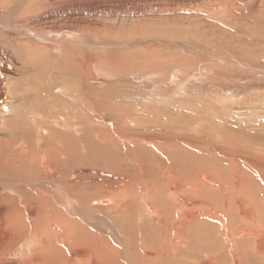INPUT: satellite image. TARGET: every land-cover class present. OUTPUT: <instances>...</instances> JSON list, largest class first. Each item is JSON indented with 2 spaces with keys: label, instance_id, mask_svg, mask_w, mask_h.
<instances>
[{
  "label": "rangeland",
  "instance_id": "obj_1",
  "mask_svg": "<svg viewBox=\"0 0 264 264\" xmlns=\"http://www.w3.org/2000/svg\"><path fill=\"white\" fill-rule=\"evenodd\" d=\"M3 1L7 3V0ZM28 1L13 0V6L1 7L0 44L2 47L16 48V44L24 43L27 56L39 62L40 69H46L37 71L30 65L23 69V76L19 71H13L8 76L13 79L12 86L16 85L17 80L21 82L20 86H27V110L31 119L35 115L33 110L41 107L45 109L43 126L53 125L58 131H70L68 134L74 132L76 138L88 124L97 132L109 133L121 144L138 141L156 153L166 146L178 144L183 152H194L207 158L203 157L202 161L200 157L202 162L200 159L192 160L200 169L204 164L211 166L205 162L213 158H223L226 165L222 170L225 181L227 179V189L234 192L226 173L229 165L235 163L236 168H250L254 172L250 170L252 176L249 179L254 181L251 183L254 187L251 194L259 199L262 197L264 181L259 174L264 173V0H247L237 5L233 3L234 0H217L208 6L191 5H197L200 0ZM254 4L257 5L254 7ZM17 12H24V22L16 21L20 16ZM255 13L261 17L258 18ZM249 14L253 15L252 18ZM5 16L11 17L10 24ZM99 17L104 18L101 20ZM10 29L13 33L8 31V34L7 30ZM21 76L22 80L19 79ZM35 89L40 93H36ZM10 91H13L12 88L9 89V93H12L9 102L18 105L17 96ZM113 95L116 97L112 98ZM127 114L129 118L124 117ZM249 139L255 141L256 145L249 144L245 150L236 153L234 144ZM61 140L59 137L52 139L56 144ZM156 144L160 146L157 148ZM218 152L232 156L241 154L244 158L236 160L234 157H223ZM227 160L230 161L227 163ZM250 162L261 168L256 170L250 166ZM131 163L135 165L133 161ZM135 172H138V167ZM210 183L215 186L216 182ZM134 190V193H130L131 200L137 199L138 194L141 201L138 199L136 203L142 205L144 199L146 201V189L142 187L140 193L139 188L135 187ZM188 190L192 191L193 186L190 185ZM189 197L190 200L197 198ZM94 200L96 207H105L102 201H110V205L106 206L109 208L117 205L116 198L110 195ZM230 204L234 208V201ZM69 206L76 209L73 203ZM88 212L83 214L88 215ZM91 214L97 216L101 212L93 211ZM229 217L233 220V227L219 226L215 240L211 235H195L197 237L193 240L197 238L198 241L187 259L191 264L207 263L205 253L211 251L210 244L218 248L213 253L220 258L218 262L230 264L234 258L235 239H241L234 235L236 224L233 214ZM80 221L83 224L86 222L81 218ZM54 229L57 230V227ZM121 231V228L114 229L128 245ZM32 240H22L6 248V255L1 257L0 264L17 260L9 256L20 244L26 248L23 252L32 251ZM111 240L114 241L113 238ZM198 251L203 254L200 258ZM261 264H264V260Z\"/></svg>",
  "mask_w": 264,
  "mask_h": 264
},
{
  "label": "bare ground",
  "instance_id": "obj_2",
  "mask_svg": "<svg viewBox=\"0 0 264 264\" xmlns=\"http://www.w3.org/2000/svg\"><path fill=\"white\" fill-rule=\"evenodd\" d=\"M12 1L7 0L6 3L0 0V9L2 10V6L3 8L13 6ZM48 1L46 0V2ZM190 1L192 2V0ZM216 1L200 0L197 5L190 3L193 6H208L207 4L213 5ZM237 1L239 2L234 0L233 3L237 5L245 3L247 0ZM95 2L97 3V1ZM104 2L106 3V1ZM256 3L258 4V2ZM256 5L254 4V7ZM92 10L94 11V9ZM1 12L0 15L3 14V11ZM240 12L242 13V11ZM17 13H20V16L16 18V21L24 22V12ZM101 15L103 14L101 13ZM252 16L250 17L252 18ZM256 16L261 17L257 14ZM102 18L101 20H103ZM10 19L11 17L5 16V20L9 24ZM97 20L99 21V19ZM137 26L136 28H138ZM8 31L13 33L11 29L7 30V33ZM121 41L123 40L121 39ZM24 46V43H19L16 44V48H10L2 47L0 44V134L3 135L0 136V259L6 255V248L22 240L33 238L32 251L23 252L26 251L24 250L26 248L21 244L15 250L13 247L14 251L10 253L9 257L17 260H9L7 263L191 264L187 259L191 253L190 250L194 249L196 241H198L197 238L196 241L193 238L211 235L215 240L219 226L228 229L233 227V223L231 224L233 220L229 217L233 214L234 224H236V226L234 225V235L241 240L235 239L234 258L231 259L230 264L262 263L264 260V193L260 199L251 194L254 191L251 183L254 181L249 179L253 172L250 168L245 170L241 167L239 169L235 167V163L230 164L231 168L229 165L226 174L229 182L234 186V192H232L229 188L227 189V179L226 181L224 179L226 176L222 167L226 163H223L225 162L223 158H213L212 161L205 162H209L211 166L204 164L205 166L200 169L199 166H196L198 164H193L192 160L200 159L201 161L202 158L204 161V156L194 152H183V148L178 144L166 146V148L160 149V153H156L153 151L154 149L146 148L144 142L142 145L133 140L121 144L109 133L97 132L94 127L88 124L77 138V134L74 136V132L68 134L70 131H58L53 125L43 126L44 117L42 116L45 109L35 108L36 110H33L35 115L31 119L27 110V86H20L21 82L18 80L16 85L12 86L13 79L8 78L13 71H19V74L22 75L23 69L30 65L37 71L41 68L39 62H35L27 56ZM35 70L33 71L35 72ZM22 76L19 78L20 80H22ZM11 88L14 92H10H13L19 100L18 105L9 102L10 94L12 95L9 93ZM37 90L34 91L38 93L39 90ZM115 97V95L112 96V98ZM121 101L123 100L121 99ZM40 104L43 106L42 103ZM124 117L129 118L128 114L127 117L126 115ZM58 137L62 140L56 144L52 139L57 140ZM253 143L256 145L255 141L249 139L241 144H234L235 152L240 153ZM52 145L58 147L52 148ZM156 145L157 148L160 146ZM223 152L218 153H221L223 157L237 158L236 160L243 157L240 156L241 154L232 156ZM218 157L220 156L218 155ZM132 161L135 165L131 163ZM228 161L230 160H227V163ZM250 166L256 170L261 168L254 162H250ZM136 167H138V172H135ZM75 172L77 175L74 179ZM263 174L261 172L259 176L264 181ZM213 181L216 182L215 186L210 183ZM190 185L193 186L192 191L188 190ZM135 187L139 188L138 193L142 187L146 189V201L144 199L142 205L136 203L138 199L140 200L138 194H136L137 199L131 200L130 198L132 196L130 193L135 192ZM206 193L207 195L204 196ZM109 195L116 198L117 205L115 207H106L110 205V201H102L103 204H106L105 207L93 205L95 198L108 197ZM189 196H195L198 199L190 200ZM233 201L234 208L230 204ZM70 203H73L77 210L69 206ZM93 211L101 212V214L93 216L91 214ZM83 212H88L87 214L90 213V215H85ZM80 218L86 222L83 224ZM54 227H57V230ZM115 227L121 228V232L128 240V245L125 244L124 239H120L118 232H114ZM111 238L114 239L113 242ZM209 240L211 239L209 238ZM209 247H211V251L205 253L206 256L204 254L207 260L206 264H220L218 262L220 258L213 254L218 248L214 244H210ZM197 254L199 258L203 255L202 251H198ZM18 257L20 258L18 259Z\"/></svg>",
  "mask_w": 264,
  "mask_h": 264
}]
</instances>
